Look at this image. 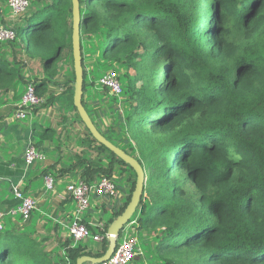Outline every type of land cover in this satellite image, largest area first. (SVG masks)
<instances>
[{
    "label": "trees",
    "instance_id": "1",
    "mask_svg": "<svg viewBox=\"0 0 264 264\" xmlns=\"http://www.w3.org/2000/svg\"><path fill=\"white\" fill-rule=\"evenodd\" d=\"M7 2L0 0V23L16 36L0 41V96L12 91L19 101L20 88L30 82L47 106L56 96L49 84L73 91L72 0H28L13 25L4 24L1 12L21 13ZM79 9L83 91L87 44L94 39L104 42L98 56L112 65L121 84L120 97L112 96L110 124L98 130L144 169L143 194L130 221L138 224L142 239L154 240L149 250L162 264H264V0H79ZM67 53L72 77L61 83L54 78ZM32 64L40 66L34 74L41 71L42 77H32ZM15 109L4 108L0 119ZM32 128L39 142L53 134L36 122ZM85 129L83 158L61 173L78 168L72 177L86 182L112 178L116 167L134 173L126 178L124 205L110 209L113 218H99L103 225L97 227L91 218L82 221L102 235L99 248L93 252L68 235L58 241L56 259L43 240L32 237V217H18L21 227L7 222L0 230V264H76L82 255L105 253L107 228L127 205L136 174ZM92 151L102 158L88 154ZM5 155L0 172L19 175L21 145ZM12 195L0 209L20 203ZM107 198L100 211L115 202ZM143 256L144 251L131 262Z\"/></svg>",
    "mask_w": 264,
    "mask_h": 264
},
{
    "label": "crops",
    "instance_id": "2",
    "mask_svg": "<svg viewBox=\"0 0 264 264\" xmlns=\"http://www.w3.org/2000/svg\"><path fill=\"white\" fill-rule=\"evenodd\" d=\"M1 15L3 16V18L5 20H7V21H5L4 24H7L6 22H12V21H10V19H8V18H10V15L8 17V15L4 14L3 11L1 12ZM7 25H9V24H7ZM89 57L90 56H88L85 59L86 63H87L86 60ZM86 68H87V73H89L91 71V69H89V67H87V66H86ZM65 71L67 72L66 78H70V72H69L70 70L65 69ZM33 76L42 77V72H38L36 75L33 74L32 77ZM90 83H92V82H89V84ZM70 85H72V84H69L68 86H70ZM54 87H56V86H52L49 84V91L52 92V88H54ZM22 88L24 89V86H22L20 89L22 90ZM104 90L105 89L103 88V90H101V91L103 93H105L106 90L105 91ZM13 94L14 93L10 94L11 99H8V97H6L4 94L0 96V115L5 113L3 111L4 108H7V107H4L5 104L8 103L9 104L8 107H10V106L14 107V104H17L19 102V101L13 100V98L15 97V96H13ZM110 99L113 100V98L108 99V97H106V96L102 99H94V98L89 99V97H87V96L85 98L86 101L90 100L89 103H90L92 113H93L95 121H96L95 124L100 131L105 130L111 121L112 115L110 113V116H109L108 108L110 107V105L114 104V101H111ZM83 103H84V101H83ZM1 107H4V108L1 109ZM74 114H75V112H72V114H69V115H66L65 113H63L60 115H53L51 117V119L55 118L56 120L45 119L44 120L45 123L49 122V124L45 125V127L47 128V126H49L50 128H52L53 134L48 136V139L43 140L42 142H39V140L37 142H35V140H34L36 138L33 136L34 133H33V128H32V124L34 122L33 123L31 122L30 124L25 123L26 125L22 124V126H23L22 127V126L8 124V122L5 120V118L7 119L8 114L3 117V120L0 119V124L3 121H5V126H3L1 128V134L5 140H11L8 138V135L10 133H12V135H14L12 140L13 141L14 140L20 141L22 143L23 149L27 143L32 142V143H35L37 148L44 155V160L40 162V164H39L40 166L34 165V164L27 165L24 163L22 166L23 170L19 175H14V176L10 177V176H7L4 172H0V206L2 205V203L5 199H7L11 196L12 188L15 185H17L24 194L35 198L37 201V206L33 212V215H31L32 220H33V224L30 225L29 228H32L34 224L37 225L38 222L41 223L40 226L43 229V231L36 238L38 240H43L44 245L47 247H48L47 244H52L53 242H55L54 239H56V241H59L60 239L61 240L64 239L61 237V231L62 230L64 231V228L61 227V225L58 221V216L64 211L65 207L70 203H73V205H74V208H73V211L71 212V214H72L73 218L75 216V203L73 202V200L67 198V196H66V184L68 182L72 181V179H69L70 176L73 175V173H75V172H80V170L78 168H75L73 173L72 172L61 173L59 171L60 169L66 168V167L70 166L72 163L76 162L73 159H71V157H69L67 155L69 149H71L72 151L83 150V148L85 147V145L87 144V141H88V140H86V138H89L87 135V131L85 129V125H83V123H81L75 117L76 114L75 115ZM91 117H92V115H91ZM68 120L71 121L72 127L70 126V122ZM50 122H52V123H50ZM19 136H20V138H19ZM23 149H22V153H23ZM92 152L94 153V151H92ZM2 157H6L5 153L3 155H0V159ZM0 161H2V160H0ZM11 167H13V165H11ZM48 167H51V168L45 174L46 175L49 174V175L53 176V178L55 180V188L53 191H46L44 189V176L45 175L40 176V173L43 171V169L48 168ZM68 175H70V176L68 177ZM39 176L41 177V179L43 181L42 185H37V183L33 181L34 178L39 177ZM74 176L75 177H73V178L74 179L76 178L75 180H77L78 175L74 174ZM64 181H66V182L64 183ZM24 188H26V189H24ZM124 188H125V186H124ZM126 192H122V195L120 196V198H118L116 200L122 201L121 197H125ZM51 193H55V194H51ZM51 195H56V196L52 197ZM127 195H128V193H127ZM93 198L96 200H94V202L92 201V204H93L92 207H94L96 210L100 211L99 206H100V203L103 201V199H99L97 196L96 197L94 196ZM124 200H125V198H124ZM7 205L8 204L3 203V206L5 209L7 208ZM111 206L112 205H109V207H111ZM92 207L87 210V213L90 210L92 212ZM0 211H3V209H0ZM17 216L20 217L19 215H15V216H12L9 214L5 215L4 222H3L4 226L5 227L8 226L7 222H13V224L15 223V226H17L16 228L21 227L22 222L19 220V218H16ZM7 217H9V219H7ZM73 218L71 219V221L73 220ZM71 221H70V223H71ZM50 233H52L53 236ZM68 235H69V233H67V235H65V236L68 237ZM49 239H51L50 242H48ZM55 243L52 246L48 247V249H50V248L53 249L54 248L53 246L55 245ZM89 248H91V247H89ZM96 248L97 249L99 248L98 245L96 246ZM54 250H56V249L54 248ZM90 264H92V263H90Z\"/></svg>",
    "mask_w": 264,
    "mask_h": 264
},
{
    "label": "rangeland",
    "instance_id": "3",
    "mask_svg": "<svg viewBox=\"0 0 264 264\" xmlns=\"http://www.w3.org/2000/svg\"><path fill=\"white\" fill-rule=\"evenodd\" d=\"M9 12L6 15H8V17L10 15V18H8V19H10L12 22L14 21L13 23L18 22L21 19V17L23 16V14H24V12H23V13L19 14L18 17L17 16L13 17V15H11V13L9 14ZM2 17L3 16H1V18ZM5 21H7V20H5ZM2 24L3 23H0V26H3ZM9 25H13V24L10 22ZM100 40L101 39L98 38V41H100ZM87 47H88L87 51L91 52V53L87 54V56H90V57L86 60L87 63L86 62L85 63H86V66L89 67V69H91V71L89 73L85 74L86 84H85V89L83 91V101H84L85 107L87 108L89 113L92 115L93 121L96 123L94 115L92 113V109H91L90 103H89L90 100L86 101L85 98H86V96L89 97V99H91V98L102 99L105 96L108 97V99L109 98H113L112 97L113 95H111L108 91H106L105 93H103L101 91V90H103V87L98 82L100 71L102 73V69H104L105 70L104 72H107V71L111 70L112 65H107L105 62L103 63L101 58L98 56V53L102 52V49L104 47V42L103 41H100L99 44H98L97 41L94 39V41H92L91 44L90 43L87 44ZM9 53L10 52H6L5 55L8 56ZM65 55L66 54H63V60L60 61L59 64L57 65V74H56V77L54 78V79L58 80L61 83H63L64 81L68 80L66 78L67 77L66 76L67 72L65 71V69L66 70H70L69 71L70 72V79L72 77V68H71L70 57H69L68 53H67L66 56ZM8 57L10 58L11 56H8ZM32 65H30L33 68V70L30 71L31 74H34V70L35 69L40 70V66H35L36 64H32ZM114 67L116 69L118 68L116 66H114ZM39 72H41V71H39ZM37 73H35L34 75H36ZM122 73H123V70H122ZM89 82H92V83L89 84ZM26 85L27 84H25V86H24L23 92L25 90ZM54 86H58V87L52 88V92L54 93V95H56L55 99L54 100L52 99V102H49L47 104V106L40 105V106L32 107L30 109V113L28 114V117L24 118V120L23 119L22 120L21 119H17L14 116V113H12L11 115H9L7 117L8 120L6 119L8 124L22 126V124L26 125L25 123H29L30 124L31 122L32 123L36 122L37 124H40L43 128H45V125L49 124V122L45 123V121H44L45 119L56 120L55 118L51 119V117L53 115H60V114H63V113H65L66 115H69V114H72V112H75V114H76V115L74 114L75 117L78 116L76 109L73 107V94H74L73 91L74 90L73 91L72 90H69V91L67 90L68 92L67 91L66 92H61L62 89L64 88V86H62L61 84H56ZM11 93H12V91H8V92L4 93V95L6 97H8V99H11L10 98V94ZM21 96H20L19 99H21ZM71 99H72V103H71ZM45 101H46V99H45ZM111 101H113V100H111ZM120 103L121 104H118V105L120 107H122L124 102L121 101ZM8 106H9L8 103L4 105V107H7V108H8ZM113 106H114V104H113ZM4 107H1V109L4 108ZM14 107L17 108L16 104H14ZM110 108H111V106L108 108L109 116H110V113H112ZM76 118L81 122V120L78 117H76ZM68 121L70 122V126L72 127L71 121L70 120H68ZM50 123H52V122H50ZM87 133H88V131H87ZM13 137H14V135H12V133H10L8 135V138L11 139V140H5L2 137L1 127H0V155H3L4 153H6L7 155L11 154L13 152L14 148L17 145H21V152H22V149H23L22 143L20 141H17V140L13 141L12 140ZM19 138H20V136H19ZM34 140H35V142H37L39 139L35 138ZM27 144L25 145L24 149L26 148ZM24 149H23V152H24ZM88 154H92V157H94V158H102V155L101 154H97L96 152H94V153L93 152L92 153L89 152ZM67 155L69 157H71V159H73L74 161H77L78 157L83 158L82 150H80V151H72L71 149H69ZM2 158H4V160L8 159L7 157H2ZM40 162L41 161H37V162L34 163V165H39ZM116 165H118V164H116ZM118 167L120 168V166H118ZM132 173L133 172L129 171V170H124V171L122 170V172H121V170H119L116 167L115 171L113 173V176H112V180L118 186L117 188L119 189L121 195H122V192H126L127 191L125 197L127 196V193H129V190H130V186H129V183H128L129 181H127L126 178H128ZM69 176L70 175H68V177ZM69 179L75 180L72 177V175L70 176ZM125 179H126V181H125ZM33 181L36 182L37 185H42L43 184V181H42L40 176L34 178ZM65 182L66 181H64V183ZM126 183H127V186L125 185ZM124 186H125V188H124ZM54 188H55V183H54ZM51 194H55V193H51ZM51 196L55 197L56 195H51ZM125 197H121L122 201H117L116 200L115 202H113L112 206H118L119 208L122 207L124 205V202H125V200H124ZM98 198L99 199H104V197H98ZM94 200H96V199H94V198L91 199V205H90L89 208H91L93 206L92 201L94 202ZM109 200L111 201V199H109ZM112 206L107 208V209L105 208L104 212L103 211H98L94 207H92V212L90 210V211H88V214H87V210H86V211L83 212V214L80 215V217L82 219H86V220L91 218L90 220L92 221V223H96L99 218L103 219L104 221H109L111 218L114 217L112 212L110 211ZM73 208H74L73 203L68 204L65 207L64 211L58 216V221H59L61 227L64 228V231L63 230L61 231V237L64 238V239L67 237L65 235H67V233H68V225H69L71 219L73 218V216L71 214V212L73 211ZM16 218H18V216ZM7 219H9V217H7ZM129 223H130V221L127 224H125L123 226V228L120 230L119 235H118V237L116 239V245L118 246L121 243V241L123 240V238L128 236V235H137L140 238L139 246H140L142 252L144 251V256L142 257L143 261L142 262L139 261L137 263L138 264H162V262H160L154 256L153 249H151V251L149 250V246L150 245H152V246L154 245V240L152 241V244H151V242H150L151 240L149 239V237H143V239H142L141 238V233L137 230L138 224L136 222H134L132 224H129ZM40 224L41 223L38 222L37 225L34 224L33 227L30 228L31 229L30 232L33 235L32 237H38L39 234L42 233L43 229L41 228ZM50 234L53 236L52 233H50ZM50 241H51V239L48 240V242H50ZM54 241L56 243L53 242L52 244H47V245H48V247H50V246H52L55 243V245L53 247L56 250H54V248L53 249H51V248L48 249L47 246H45V249L47 251L52 252L53 253V257L58 259L57 253H58V251L60 253L61 244L58 241H56V239H54ZM98 243L99 242H96V241H94L92 239V232L89 235L87 240L80 241V244L88 245L89 247H91V248H89V250H91L93 252L96 251V249H97L96 246L98 245ZM152 246H150V248ZM129 264H133V263L130 262Z\"/></svg>",
    "mask_w": 264,
    "mask_h": 264
},
{
    "label": "built area",
    "instance_id": "4",
    "mask_svg": "<svg viewBox=\"0 0 264 264\" xmlns=\"http://www.w3.org/2000/svg\"><path fill=\"white\" fill-rule=\"evenodd\" d=\"M8 6L15 13H23L29 3L28 0H8ZM16 32L11 27L0 26V41L13 40ZM116 70H109L104 72L98 79L99 84L106 88L108 92L116 97L121 95V84L119 82ZM44 102V97L37 94L35 85L28 83L21 96V99L16 104L17 108L14 111V116L17 119L28 117L30 109L35 106H40ZM24 163L27 165L34 164L37 161H43L44 155L37 148L35 143H28L23 152ZM55 180L51 175L44 176V187L46 191L54 190ZM12 193L15 198L20 200L16 207H11L7 211H0V230L4 227V217L9 214L12 216L19 215L22 221L30 218L31 213L36 208L37 201L35 198L24 194L21 189L15 185L12 188ZM70 196L75 203V216L68 226V233L72 237L74 244L85 241L91 234V230L82 222L83 219L80 215L88 210L91 205V199L97 197L120 198L121 193L117 185L113 182L112 178L100 176L94 181L86 182L84 180H72L66 184V196ZM134 223V220L129 224ZM96 227L102 226V222L93 224ZM118 237V236H117ZM92 239L96 242L102 240V235L99 233H92ZM143 252L139 246V237L137 235H128L123 238L121 243L114 249L113 253L98 264H129L136 256L141 255Z\"/></svg>",
    "mask_w": 264,
    "mask_h": 264
},
{
    "label": "water",
    "instance_id": "5",
    "mask_svg": "<svg viewBox=\"0 0 264 264\" xmlns=\"http://www.w3.org/2000/svg\"><path fill=\"white\" fill-rule=\"evenodd\" d=\"M80 9L79 0H72V56H73V69H74V83H73V104L79 114V117L87 127L92 137L96 139L98 143L103 144L111 152H113L119 159L128 164L135 172V187L131 193L130 199L123 209V211L116 216L107 228V239L109 241L108 247L105 253L98 257H92L88 255H82L77 258L76 264H83L84 262H90L92 264H98L104 261L113 253L116 247V239L120 230L125 224H127L132 218L133 214L138 207L139 201L142 197L145 183V172L138 160L132 155L126 153L120 147L113 144L98 130L86 108L82 103L83 96V67H82V55L80 44Z\"/></svg>",
    "mask_w": 264,
    "mask_h": 264
},
{
    "label": "clouds",
    "instance_id": "6",
    "mask_svg": "<svg viewBox=\"0 0 264 264\" xmlns=\"http://www.w3.org/2000/svg\"><path fill=\"white\" fill-rule=\"evenodd\" d=\"M104 88V87H103Z\"/></svg>",
    "mask_w": 264,
    "mask_h": 264
}]
</instances>
